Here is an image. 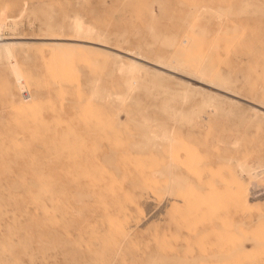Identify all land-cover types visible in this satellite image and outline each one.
<instances>
[{
    "label": "rangeland",
    "instance_id": "rangeland-1",
    "mask_svg": "<svg viewBox=\"0 0 264 264\" xmlns=\"http://www.w3.org/2000/svg\"><path fill=\"white\" fill-rule=\"evenodd\" d=\"M0 39V264H264V0H0Z\"/></svg>",
    "mask_w": 264,
    "mask_h": 264
},
{
    "label": "bare ground",
    "instance_id": "bare-ground-1",
    "mask_svg": "<svg viewBox=\"0 0 264 264\" xmlns=\"http://www.w3.org/2000/svg\"><path fill=\"white\" fill-rule=\"evenodd\" d=\"M218 16V15H217ZM69 29L72 31V35L73 38H76V41L80 40H90V41H95L97 42V40H102L101 36L99 35V32L97 31L96 28H94L92 25L86 23L80 16L78 15H74L73 17L70 18V21H69ZM1 40V39H0ZM5 42V41H4ZM98 43H102V42H98ZM13 49H14V44H1L0 45V53L3 51L6 55V57L8 59H11L12 58V54H13ZM14 60V59H13ZM161 64H163V66H165V69L167 67H172V66H178V65H175V64H172L171 62H166V61H161ZM12 68L14 70V73L16 75V78L17 79H20L21 80V77H20V74L18 72V68L17 66L14 64L12 65ZM136 68V66L134 65H130L128 67V71L129 72H132L134 69ZM130 74V73H128ZM133 80L130 79V84H132ZM20 85H21V89H23V82H20ZM25 91V90H24ZM98 92V91H97ZM29 94V93H28ZM23 95V94H22ZM110 96H113L111 95V93L109 94ZM25 99H26V96H24ZM109 97V96H108ZM114 100L115 101H118L120 103H122V101L124 100V98L122 96H113ZM29 99H30V96H29ZM27 99V100H29ZM209 107V106H208ZM176 117V116H175ZM147 119L144 118L142 119V124L148 128L149 132L148 134H152V135H149L148 139L151 140V142L154 144V145H157L158 143V139L159 140H165V141H172V137L170 136V133L167 131V129H155L153 128L151 125L147 124ZM163 127V126H162ZM151 136V137H150ZM252 165V164H251ZM254 167V166H253ZM246 168L245 165H241V169L242 171ZM253 170V169H252ZM255 171V169H254ZM256 173V172H255ZM254 173V174H255ZM264 179V178H263ZM262 179V180H263ZM261 180V181H262ZM260 182V181H259ZM257 185H258V182H256ZM254 184V183H253ZM260 186V185H259ZM254 187V186H253ZM252 187V188H253ZM258 188V187H257ZM256 190V189H255ZM260 192V191H258ZM258 195V194H257Z\"/></svg>",
    "mask_w": 264,
    "mask_h": 264
},
{
    "label": "built area",
    "instance_id": "built-area-1",
    "mask_svg": "<svg viewBox=\"0 0 264 264\" xmlns=\"http://www.w3.org/2000/svg\"><path fill=\"white\" fill-rule=\"evenodd\" d=\"M24 96H26V99H29V94H28V92H26V93L24 94Z\"/></svg>",
    "mask_w": 264,
    "mask_h": 264
}]
</instances>
